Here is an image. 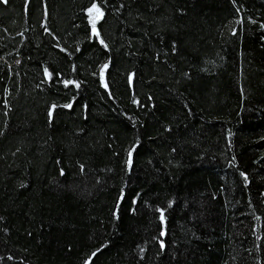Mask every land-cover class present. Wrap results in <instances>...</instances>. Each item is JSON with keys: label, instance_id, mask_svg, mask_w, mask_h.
Wrapping results in <instances>:
<instances>
[{"label": "trees", "instance_id": "1", "mask_svg": "<svg viewBox=\"0 0 264 264\" xmlns=\"http://www.w3.org/2000/svg\"><path fill=\"white\" fill-rule=\"evenodd\" d=\"M262 24L264 0H0V264H264Z\"/></svg>", "mask_w": 264, "mask_h": 264}, {"label": "snow or ice", "instance_id": "2", "mask_svg": "<svg viewBox=\"0 0 264 264\" xmlns=\"http://www.w3.org/2000/svg\"><path fill=\"white\" fill-rule=\"evenodd\" d=\"M234 2H235V0H234ZM121 7H123V5H121ZM85 11L89 14V20H90V23L92 25V34L96 37H99L100 33L97 31L96 25H97V21H100L104 17V15H105L104 10L97 3L93 2L90 7L85 9ZM261 27L264 28V24H262ZM233 32H235V30H233ZM100 44H102L105 48L107 47V45L105 44L103 39H100ZM172 50L176 51L174 41H173ZM107 67H108L107 64L102 65L101 66V73H103L104 69ZM45 71L47 72V70H45ZM65 83L67 84V83H75V82L74 81H65ZM105 87H107V85H105ZM149 99H151V98H149ZM53 107H55V106H53ZM64 107H71V104L64 105ZM49 116L51 117V111L49 112ZM229 135H231V133H229ZM135 147L136 146L133 145V148H135ZM125 163L128 166H131V164H132V150H129L128 159L126 160ZM80 167H81V169H83L84 166L81 165ZM60 172H61V175L64 174L63 169H61ZM240 175L245 178V183H247V174L244 172H241ZM168 203H169V206H171V204L173 202L170 200ZM158 211L160 212V220H161V222H163L165 220L164 209H158ZM164 235H165V232L163 230H161L160 236L163 237ZM154 239H158V238H154ZM159 245H160L161 250L165 249V247H166L165 241L163 239H159ZM97 251H99V250H97ZM141 251H143V249H141ZM93 255H95V253H93ZM85 264H87V262H85Z\"/></svg>", "mask_w": 264, "mask_h": 264}]
</instances>
